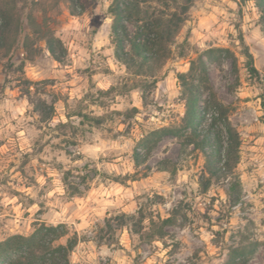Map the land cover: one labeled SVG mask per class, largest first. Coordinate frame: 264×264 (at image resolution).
Wrapping results in <instances>:
<instances>
[{"label": "rangeland", "instance_id": "1", "mask_svg": "<svg viewBox=\"0 0 264 264\" xmlns=\"http://www.w3.org/2000/svg\"><path fill=\"white\" fill-rule=\"evenodd\" d=\"M15 1L23 30L28 13L45 18L63 53L55 60L34 36L24 51L23 32L0 50V242L63 225L57 243L76 239L69 264H264V34L256 0H193L152 77L116 59L113 0ZM181 3L146 0L140 8L181 14ZM134 16L124 22L130 35L140 25ZM246 51L258 80L246 70ZM198 57L207 70L203 128L217 101L239 138L228 166L223 150L211 158L214 174L189 130L150 135L179 129L177 77ZM171 165L173 176L163 170Z\"/></svg>", "mask_w": 264, "mask_h": 264}, {"label": "trees", "instance_id": "2", "mask_svg": "<svg viewBox=\"0 0 264 264\" xmlns=\"http://www.w3.org/2000/svg\"><path fill=\"white\" fill-rule=\"evenodd\" d=\"M179 1H182L180 5L181 14L166 15L162 10L154 9L152 13H149L148 10L141 9L140 5L144 6L146 0H113L110 12L113 16L111 33L115 48L114 54L116 59L133 74L153 76V72L160 65L159 62L166 58L167 53H169L166 49V41H170V38L178 31L184 21L182 14L187 11L193 1L155 0L163 7L169 4L176 5ZM256 8L260 16L261 31L264 34V0H256ZM133 14L140 25L136 26L134 33L130 35L124 22ZM26 25L28 32L22 28V19L17 15L15 0H0V50L10 51L18 41L20 33L23 32L21 44L24 51L31 49L30 41L34 36L32 41H44L46 50L55 60H58V55L62 56V45L48 31L45 18L38 22L33 15L28 13ZM9 34H11L10 42L6 44ZM125 42L128 43L127 51ZM215 52L228 51L227 49H210L208 54ZM245 56L248 74L258 80L259 72L253 64L252 55L246 51ZM206 76L207 70L201 57L190 61L188 73L179 74L177 77L181 84V94L184 99V115L179 129H176L175 132L171 129H157L152 131L150 135L155 140H160L167 134L177 136L180 131L189 130L191 136L196 139L193 148L203 154L210 173L214 174L217 168L212 164L211 158L216 155L221 158L223 150L226 158L223 168L228 166L233 157L237 156L239 138L227 121L228 109L217 101L211 103L213 115L210 118V123L206 128H203V124L206 122V112L201 107V90L207 82ZM262 91L261 105L264 108V87ZM210 102L204 103L206 110L210 107ZM207 145L212 147L210 151L206 150ZM163 170L173 176L176 172V166L171 165ZM66 235L65 226H46L44 224L35 227L28 235H12L0 242V264H69V254L76 245V239L69 237L65 244L57 243ZM233 264H246V261Z\"/></svg>", "mask_w": 264, "mask_h": 264}]
</instances>
